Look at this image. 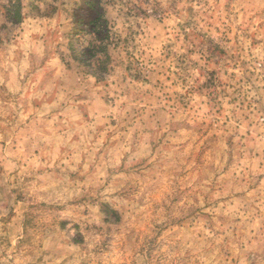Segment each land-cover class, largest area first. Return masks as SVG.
<instances>
[{"label": "rangeland", "instance_id": "374dc122", "mask_svg": "<svg viewBox=\"0 0 264 264\" xmlns=\"http://www.w3.org/2000/svg\"><path fill=\"white\" fill-rule=\"evenodd\" d=\"M5 4L0 264H264V0Z\"/></svg>", "mask_w": 264, "mask_h": 264}, {"label": "trees", "instance_id": "16d2710c", "mask_svg": "<svg viewBox=\"0 0 264 264\" xmlns=\"http://www.w3.org/2000/svg\"><path fill=\"white\" fill-rule=\"evenodd\" d=\"M4 9V20L9 23L17 24L22 19L21 0H6ZM88 32V52L92 61L90 67L91 74L97 81H102V69L110 68L111 51L115 50L118 42L111 37L109 22L104 12H100L89 24ZM80 33V32H79ZM84 33V32H83ZM74 52V51H73ZM84 50L80 57H84Z\"/></svg>", "mask_w": 264, "mask_h": 264}]
</instances>
